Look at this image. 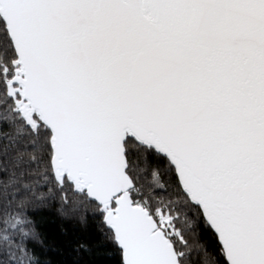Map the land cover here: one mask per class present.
Wrapping results in <instances>:
<instances>
[{
    "label": "snow or ice",
    "instance_id": "snow-or-ice-1",
    "mask_svg": "<svg viewBox=\"0 0 264 264\" xmlns=\"http://www.w3.org/2000/svg\"><path fill=\"white\" fill-rule=\"evenodd\" d=\"M49 200L119 264H264V0H0V264Z\"/></svg>",
    "mask_w": 264,
    "mask_h": 264
},
{
    "label": "trees",
    "instance_id": "trees-1",
    "mask_svg": "<svg viewBox=\"0 0 264 264\" xmlns=\"http://www.w3.org/2000/svg\"><path fill=\"white\" fill-rule=\"evenodd\" d=\"M30 207L41 242L32 247L40 264H119L114 252L101 257L79 247L93 243L98 235V219L89 217L86 225L81 224L71 215H62L56 200L35 201Z\"/></svg>",
    "mask_w": 264,
    "mask_h": 264
}]
</instances>
